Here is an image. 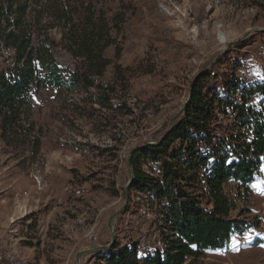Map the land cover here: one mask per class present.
Returning a JSON list of instances; mask_svg holds the SVG:
<instances>
[{"label": "rangeland", "instance_id": "obj_1", "mask_svg": "<svg viewBox=\"0 0 264 264\" xmlns=\"http://www.w3.org/2000/svg\"><path fill=\"white\" fill-rule=\"evenodd\" d=\"M30 1L26 18L53 41L56 61L70 68L75 61L62 48V17L78 18L84 3L108 20L122 13L124 22L112 31L119 53L105 49L110 63L94 80L98 87L32 93V130L10 146L0 138V227L26 252L0 244L3 254L23 264H76L78 251L106 246L112 237L120 247L136 245L139 254L160 248L162 222L141 192L127 191L109 228L124 203L129 151L163 135L201 71L209 77L205 90L234 78L264 79V0ZM12 60L0 42V71ZM98 93L109 104L100 105ZM219 118L222 126L232 122ZM224 191L236 205L230 214L258 217L259 226L186 264H264V170L249 193L233 182ZM102 253L89 251L80 264H105Z\"/></svg>", "mask_w": 264, "mask_h": 264}, {"label": "trees", "instance_id": "obj_2", "mask_svg": "<svg viewBox=\"0 0 264 264\" xmlns=\"http://www.w3.org/2000/svg\"><path fill=\"white\" fill-rule=\"evenodd\" d=\"M30 6V0H0V42L13 54L0 71V138L8 146L33 128L32 93L98 87L94 80L110 63L104 51L112 45L119 53L112 31L119 32L124 22L122 13L108 20L84 3L78 18L62 17L67 26L62 48L75 61L70 68L56 61L53 41L26 18ZM208 78L202 73L193 79L190 101L173 128L130 159L133 178L127 191L152 201L162 222L161 247L139 254L136 245L120 247L113 241L103 249L105 264H186L259 226L258 217L247 221L239 218L243 213L230 214L236 205L224 185L233 182L247 194L264 170V79L234 78L205 90ZM96 96L100 105L109 104L108 97ZM219 116H229L231 124L222 126Z\"/></svg>", "mask_w": 264, "mask_h": 264}, {"label": "water", "instance_id": "obj_3", "mask_svg": "<svg viewBox=\"0 0 264 264\" xmlns=\"http://www.w3.org/2000/svg\"><path fill=\"white\" fill-rule=\"evenodd\" d=\"M247 35V34H246ZM245 35V36H246ZM203 72L201 71L200 73H198L196 75L195 78H197L199 75H201ZM190 98H191V90L189 91V94H188V97L186 99V101L183 103V105L180 107L179 111L170 119V123H169V128L167 130L170 131L172 128H173V125L175 123V120L177 119L178 115L183 111V109L186 107V105L188 104V102L190 101ZM158 140L157 141H151V142H146L145 144H143L142 146H137V147H134L132 148L130 151H129V154H128V158H127V169H128V172H129V179H128V182L124 188V193H123V196H124V203L123 205L117 209V211L115 213H113L111 215V217L109 218V221H108V224H109V228L111 230V232L113 231V218L115 216L116 213L120 212L123 207L126 205L127 201H128V187L130 186L131 182H132V178H133V174H132V169H131V163H130V159H131V156L133 154L134 151H136L137 149L139 148H145L147 146H154V145H157L158 144ZM113 243V237L111 239V242L110 244L104 246V245H95V246H89L85 249H82L80 251H78V253L76 254V264H80V259H81V256L89 251H93V250H103L105 248H109L111 246V244Z\"/></svg>", "mask_w": 264, "mask_h": 264}, {"label": "crops", "instance_id": "obj_4", "mask_svg": "<svg viewBox=\"0 0 264 264\" xmlns=\"http://www.w3.org/2000/svg\"><path fill=\"white\" fill-rule=\"evenodd\" d=\"M6 231L3 230V227H0V244L3 246H7L9 248H13L15 251H18L19 253H23V256L26 252L23 251L22 247L18 244V238L14 237L16 235L11 234L9 231L8 233H5ZM19 255V254H18ZM20 256V255H19ZM22 256V255H21ZM16 257V256H15Z\"/></svg>", "mask_w": 264, "mask_h": 264}, {"label": "bare ground", "instance_id": "obj_5", "mask_svg": "<svg viewBox=\"0 0 264 264\" xmlns=\"http://www.w3.org/2000/svg\"><path fill=\"white\" fill-rule=\"evenodd\" d=\"M9 264H23L22 259L15 257L12 253L5 254Z\"/></svg>", "mask_w": 264, "mask_h": 264}, {"label": "built area", "instance_id": "obj_6", "mask_svg": "<svg viewBox=\"0 0 264 264\" xmlns=\"http://www.w3.org/2000/svg\"><path fill=\"white\" fill-rule=\"evenodd\" d=\"M0 264H9L7 261V256L3 254L2 247H0Z\"/></svg>", "mask_w": 264, "mask_h": 264}]
</instances>
